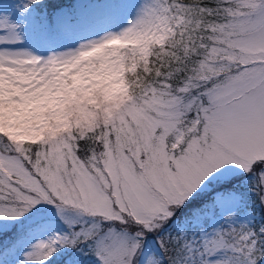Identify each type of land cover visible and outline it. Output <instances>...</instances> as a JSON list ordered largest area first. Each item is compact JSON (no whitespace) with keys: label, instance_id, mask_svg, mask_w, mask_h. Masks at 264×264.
Masks as SVG:
<instances>
[{"label":"snow or ice","instance_id":"snow-or-ice-1","mask_svg":"<svg viewBox=\"0 0 264 264\" xmlns=\"http://www.w3.org/2000/svg\"><path fill=\"white\" fill-rule=\"evenodd\" d=\"M0 264H264V0H0Z\"/></svg>","mask_w":264,"mask_h":264}]
</instances>
